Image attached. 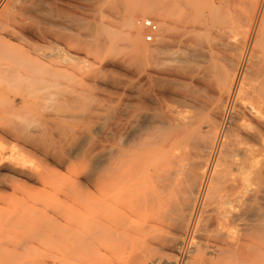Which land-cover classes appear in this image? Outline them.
I'll return each mask as SVG.
<instances>
[{"label":"bare ground","instance_id":"1","mask_svg":"<svg viewBox=\"0 0 264 264\" xmlns=\"http://www.w3.org/2000/svg\"><path fill=\"white\" fill-rule=\"evenodd\" d=\"M151 1L131 2L111 29L107 22L124 11L123 0H0V134L15 141L14 149L22 140L46 159L51 151L60 152L55 156L59 164L74 156L92 163L89 171L73 175L70 196L84 202L80 211L86 223L68 226L66 243L50 264H115L116 202L128 200L136 185L130 184L131 177L141 169L151 214L155 206L163 208L165 194L178 198L171 225L179 237H172L170 246L179 255L173 262L154 259L149 264H256V259L264 264V0H237L244 11L242 19L239 14L242 25L235 28L241 30L229 31L232 35L225 39L203 38L207 28L202 21L178 33L177 21L187 15L177 21L172 16L181 10L182 0ZM211 2L214 10L216 0ZM140 10L159 19L161 33L151 49H144L136 26L141 28L134 23ZM171 30L186 38L174 61L180 88L174 112L158 101L162 94H155L168 65L161 55L171 50ZM124 53L127 58L120 57ZM124 65L131 69L128 79L116 80L113 68ZM100 95L112 105L104 106ZM42 101L58 104L60 121L82 124L74 127L79 134L72 126L73 132L65 134V128L64 136L54 132L61 140L55 135L59 141L51 151L46 141L48 149H40L43 143L37 140L47 135V119L31 124L23 117L28 106ZM105 124L110 134H104ZM77 137H85L86 152L74 151ZM256 142L262 149L257 150ZM2 153L0 148V189L20 182L3 173L44 184L40 173L17 167L14 160L6 164ZM90 199L93 207L86 204ZM69 211L76 210L70 205Z\"/></svg>","mask_w":264,"mask_h":264},{"label":"rangeland","instance_id":"2","mask_svg":"<svg viewBox=\"0 0 264 264\" xmlns=\"http://www.w3.org/2000/svg\"><path fill=\"white\" fill-rule=\"evenodd\" d=\"M123 1L126 2V3H124L125 4L124 8H123L124 11L121 9L120 13L114 14L113 19H111L107 22V24L109 25V27L111 29H115V27H117V23L120 22V18L122 16H124L126 13L125 11L131 7V2H133V1L143 2L144 0H127V1L123 0ZM234 1L235 0H216V2H215L216 8L214 10H212L213 6L211 4L212 3L211 0H182L181 1L182 3L180 4V7L178 8L181 10H179V12L175 11L178 15L176 13H174L175 15L172 17H173V20H175V21H177V18L183 13H186L185 15H187V17L181 16L180 18H181V20L183 19L182 21L179 20L180 18L178 19L179 21H177L178 26H177L176 30L179 33L181 31V29L183 28V26L192 27V25L194 26L199 21H200V23L202 21V27L205 26L207 28V32H206L205 36L202 34L203 38H208V36H209V38H220V39L228 38L232 35L231 34L232 32L230 33L229 31H233V30L240 31L241 30L239 27L240 25L238 26L239 28H237L240 30H236L235 27H237V25H238L237 23L242 21V20H239V14H240V19H242L240 10L242 9L241 10L242 15H243L244 10H243L242 5L240 3L241 0H238L240 2H237V0H236L237 4ZM151 2H155V1L152 0ZM125 8H126V10H125ZM141 11L142 10L138 11L139 15H138V13H137V16L134 15L136 17V18H134V23L136 24L137 21L145 19V18H149V19L153 20L159 28V32L157 34V36H159L161 31H160V27H159L160 25H159L158 17H156L155 15H150V16L143 15L140 13ZM214 11H216L215 12L216 14L214 13ZM190 17H191V19H190ZM184 19L187 21H185ZM204 20H206V22H204ZM236 21H238V22H236ZM241 23H239V24H241ZM136 28H137L138 32L140 33V42L145 46L144 49L145 48L151 49L153 44L155 43L156 37L154 38L153 43L147 44L144 42V39H143L144 31L142 29H139L137 26H136ZM176 30H171L172 32L168 36L169 47L171 50L167 51L164 55L163 54L161 55L163 57L162 60H164V62L168 64L167 65L168 68L166 67V70L162 71L163 74H161L162 76H160V79H161V82L163 84H161V82H159V90L155 93V94L158 93V97L160 94H162V95H160L158 101H160V100H162L163 102L165 101L164 104H162V101H160L163 106L167 105V103H168L167 106H169L173 112L175 111V108H176V106H174V105H177V101L179 99V94H180V88H178L179 87L178 79L176 78V70H175L176 64L174 61L176 60V53H177L178 48L180 46L181 40L183 41L186 39V38L181 39L180 35L179 34L177 35ZM172 40H173V43H172ZM170 43H171V45H170ZM189 43L190 42L187 41L184 44H189ZM50 50L53 52L52 49H50ZM51 51H44V52L45 53L47 52V54H50ZM126 53L122 54L120 57L127 58L126 55L128 53L127 54ZM51 54L53 57H56V56H54V55H56L55 52H53ZM142 54L145 55L146 54L145 51H143ZM169 66H171L173 68H171ZM164 68H165V66H164ZM125 69H127V66L125 67V65H124V67L123 66H116L115 68H113V70H112L113 73H111V74L113 77L115 75H117L114 77V78H118L116 80H119V81H124L125 79L127 80L128 79L127 76L129 74H126V73H129V71L131 69L130 68L127 70H125ZM114 70H117V72ZM168 70L170 71L169 73L166 72ZM124 71H126V72L123 73ZM80 73H81L80 70H78V69L75 70L76 76H80ZM121 73L123 74L122 76L120 75ZM187 79H188V80H186L187 85L184 88L185 92L189 89V84H190L189 77ZM164 82H166V83H164ZM100 97H101V95H100ZM161 97L164 100L161 99ZM108 99H109L108 97L105 100H104V98H102L101 101H102V104H104V106H110V104L112 105V103L110 101L111 99H109V100ZM42 102L44 104L39 103L38 105H34L31 107L28 106V108H26V113L23 114V117L26 119L27 122H29L31 124H34V122H38L42 119H47V120H43V122L47 121L46 127L48 124V127H47V130H48L47 135L48 136L46 134H44L45 136H47V138H46L44 135H41V136H43V138L40 136L41 138L37 137L38 138L37 140L39 141V139H40L41 143H43L41 145V143L39 141V144L41 145L40 149H42L43 146H45V147H43L44 149H42V150L48 149V148H46V144L44 142V141H46V143H48L47 147L50 146L49 148L51 151V150H53L52 145L57 140L59 141V139H60L59 138L60 135H56V134H61V136H62V133L64 131L67 132V130H68V132L65 133V134H68L71 130H74V129L76 130L75 133L79 134V133H77L79 131L77 129L82 124L77 125L76 122L74 124L75 120H72L69 118H67V119L70 121L65 122L64 120H67V119L60 121V119H61L60 117L63 115V112L59 109L58 104H56L53 101H49L46 103L44 101H42ZM108 103H110V104H108ZM170 105H172V106H170ZM20 106H21V104H20ZM33 107H35V108L33 109ZM57 107H58V109L56 110ZM37 108H39L41 113L38 111ZM84 108H85L84 110H83V108L81 110L85 111L86 107H84ZM42 113H43L44 117L42 116ZM49 114H51V116ZM54 116H55V118H54L55 120L53 119ZM56 116H57V118H59L58 121L56 119ZM48 119H52V121L48 120ZM53 120H54V123H53ZM62 123L63 124L65 123V125H62ZM66 124H67V126H66ZM71 126L73 128L75 126H76V128L77 127L78 128L72 129ZM107 126H108V124H107ZM107 126H106V124L103 125V129L105 130L104 134H110L109 133V130H110L109 126H108V131L106 132ZM65 128L67 130H65ZM49 130H51L52 134L49 133ZM56 131L57 132L62 131V133H59V132L57 133ZM71 132H73V131H71ZM55 135L59 139L57 137H55ZM63 136H64V133H63ZM48 137L51 138L49 142H47V140H49ZM83 138H85V137H80V138L77 137V140L72 141L74 143V146H73L74 151L77 154H80L82 152H86L87 147L84 146L85 140L83 141ZM63 139H64V137H63ZM52 140L53 141L55 140V141L53 142ZM51 142H53V143H51ZM80 142H83L82 145H80L81 144ZM1 143H2V146H1ZM12 145L14 147H16L15 141L10 136H7L5 134H0V148L3 151V153H5L4 155L2 153L3 159L5 160L6 158H4V157L5 156L7 157V159L5 161L4 160L3 161L6 162V164H12L11 160H14L13 165H17V167L22 166V168H26L25 170H27V169L32 170V171L34 170V172L36 171L37 173H40L42 175V177H44V184H41L40 181L36 180V179L29 180V179L24 178V177H17V176L9 175V173H3V174H8L9 177H13L16 180L19 179L21 183L16 182L13 185L8 184L5 186H2L0 189V264H50L51 256L53 254H55L56 252H58L60 249H62V247L66 243L68 226L71 225L73 227L80 228L82 225H85V223H86L85 218L83 219L84 213L82 211H80L82 209L81 207L84 206V202L82 205H80L81 201H79V202L71 201L70 196L72 195V191L74 190L73 181H75V177L73 175L77 174L78 172L84 171V170L89 171L92 167V163L89 162L88 159L86 160L82 157L81 158L80 157L75 158V156H74V158L71 157L70 159L68 158V160H67V158H65V160L63 161V163L66 162L65 164H63V163L59 164V163H56V159L61 156L60 152L55 153L54 151H51L52 156H50V158L48 157L46 159L43 156H41L40 152L36 151L32 147H29V145H25L22 140L19 141V143H18L19 146H17V148L14 149L13 147H11ZM77 145H79L80 147ZM256 148H257V150L262 149V143L256 142ZM23 149L27 152L24 153ZM82 149H83V151H82ZM28 152L29 153L34 152V157L37 154L36 155L37 158L36 157L34 158L33 154L31 155ZM25 155L26 156L28 155V156L25 157ZM38 156L39 157L41 156V157L38 158ZM38 159L40 160V162ZM7 160H10L9 163ZM142 171H143V173H142ZM46 173H47V175H46ZM137 174H135V175L138 177H136L134 175L133 177H131V181H130L131 185L136 184L131 191V193H134V194L130 193L131 195L129 194L126 197V198H128V200L124 199L123 201L119 200L116 202V209L115 210H119V211L114 213V217H113L114 220L112 223V228H113V232H114V235H113L114 238H113V241L111 244L112 260L115 264H119V263L120 264H149V261H152L154 259H159L161 261L167 260L169 262H173V260H175L176 257L179 255V254H177L178 251L177 250L175 251L170 246L171 245V243H170L171 238L174 236L179 237V235H177L178 233L174 232L175 227L171 225V223L173 222V219L175 218L174 213H175V208L177 206L178 198L177 197L175 198L174 195L173 196L171 195L168 198V197H166V196H168V194H165L164 199L162 201L163 202V205H162L163 208H161L162 210L158 209L155 206L154 209L152 210L153 213L151 214V211H149L147 206H146V199H145L146 186H145V183H143V182H145V175H143V174H145L144 169H141L140 172ZM140 178H141V181H140ZM142 178H144V179L142 180ZM22 183H25L27 185V187L22 186ZM90 189H91V192H93V193L90 192ZM138 190L141 192L140 194H139ZM89 192H90V195H93L94 189L92 187L89 188ZM135 195L138 196V199ZM68 196H69V198H68ZM66 199H68V201ZM90 200L88 201L89 203H86V204H88L89 207H93L94 200L93 199H90ZM68 202H70V203H68ZM71 202L74 203V205ZM70 205H72L74 207V209L76 210L75 212L69 211ZM78 206L79 207L81 206V207L79 208ZM163 210H165V211H163ZM68 211H69V213H68ZM158 212H160V216H161L162 221H160L161 219H158L159 218ZM136 217H138L139 219ZM134 220H136V221H134ZM147 221L149 223H147ZM129 224H131V225H129ZM91 225H92V223H89V226H91ZM117 234H118L119 238H121V237L122 238L118 239ZM119 234H121L122 236ZM168 243H169V246H168ZM148 249H151V250H148ZM116 252H118L119 254H117ZM147 253H148V255H147ZM149 253H151L150 255H152V256H150ZM131 255H132V257H130ZM137 256H138V258H137ZM256 264H260L257 259H256Z\"/></svg>","mask_w":264,"mask_h":264},{"label":"built area","instance_id":"3","mask_svg":"<svg viewBox=\"0 0 264 264\" xmlns=\"http://www.w3.org/2000/svg\"><path fill=\"white\" fill-rule=\"evenodd\" d=\"M138 25L144 31V34H143L144 42L147 44L153 43L155 36L159 32V28L157 24L153 20L149 18H145V19L139 20Z\"/></svg>","mask_w":264,"mask_h":264}]
</instances>
